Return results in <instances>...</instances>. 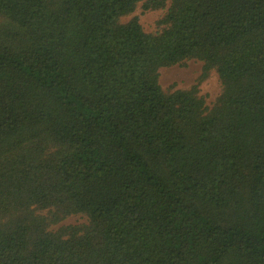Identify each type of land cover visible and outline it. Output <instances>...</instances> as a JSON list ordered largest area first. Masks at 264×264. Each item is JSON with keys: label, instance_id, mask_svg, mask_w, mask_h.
<instances>
[{"label": "trees", "instance_id": "trees-1", "mask_svg": "<svg viewBox=\"0 0 264 264\" xmlns=\"http://www.w3.org/2000/svg\"><path fill=\"white\" fill-rule=\"evenodd\" d=\"M0 264H264V0H0Z\"/></svg>", "mask_w": 264, "mask_h": 264}, {"label": "rangeland", "instance_id": "rangeland-1", "mask_svg": "<svg viewBox=\"0 0 264 264\" xmlns=\"http://www.w3.org/2000/svg\"><path fill=\"white\" fill-rule=\"evenodd\" d=\"M165 11L143 12L142 4H139L133 15L123 19L128 22L137 17L146 33H155L158 30L157 23L163 18ZM203 64L199 61H188L184 67L174 66L162 68L159 71V82L163 90L173 92L187 90L196 85L202 75ZM200 95L206 100V105L211 109L220 97L222 86L218 75L212 72L210 76L199 86ZM87 223L84 216L68 218L63 225H79Z\"/></svg>", "mask_w": 264, "mask_h": 264}]
</instances>
